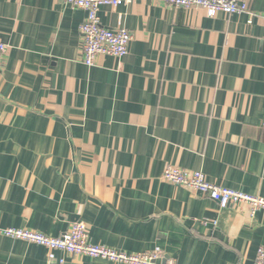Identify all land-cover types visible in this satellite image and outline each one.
Here are the masks:
<instances>
[{
    "label": "crops",
    "instance_id": "1",
    "mask_svg": "<svg viewBox=\"0 0 264 264\" xmlns=\"http://www.w3.org/2000/svg\"><path fill=\"white\" fill-rule=\"evenodd\" d=\"M248 14L151 0L102 6L132 34L128 54L83 62L87 12L0 0V228L92 244L159 247L179 264H255L264 210L222 209L164 180L172 166L264 198V0ZM49 250L0 235V264H51ZM65 264H118L55 252ZM59 264V263H55Z\"/></svg>",
    "mask_w": 264,
    "mask_h": 264
},
{
    "label": "built area",
    "instance_id": "2",
    "mask_svg": "<svg viewBox=\"0 0 264 264\" xmlns=\"http://www.w3.org/2000/svg\"><path fill=\"white\" fill-rule=\"evenodd\" d=\"M57 3L70 4L87 12V17L80 27L83 41V62L93 67L100 56L124 58L129 52L132 34L125 28L109 29L101 24L99 11L102 6L120 7L130 0H53ZM165 3L175 8L190 9L200 7L209 16L218 13L248 14L249 0H151ZM8 46L0 42V70ZM167 182L199 192L215 201L222 209L235 205H246L251 214L264 210V198L225 188L209 182L201 172L168 167L163 176ZM0 235L14 240L25 241L49 250L48 260L51 264H65V260L57 259L55 252L60 251L71 256H85L103 259L118 264H179L174 260H165L161 248L141 254H126L107 247L92 244L87 225L75 223L71 230L59 237L47 236L35 231L19 228H0ZM255 264H264V247L259 248Z\"/></svg>",
    "mask_w": 264,
    "mask_h": 264
}]
</instances>
